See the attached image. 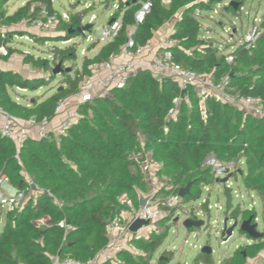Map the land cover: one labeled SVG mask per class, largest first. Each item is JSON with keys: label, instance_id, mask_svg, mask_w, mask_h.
<instances>
[{"label": "trees", "instance_id": "16d2710c", "mask_svg": "<svg viewBox=\"0 0 264 264\" xmlns=\"http://www.w3.org/2000/svg\"><path fill=\"white\" fill-rule=\"evenodd\" d=\"M7 1L0 0V22L7 26L22 19L29 21L32 3L47 6L60 19L50 0H30L10 15L3 8ZM143 1L146 0L118 2V9L109 18V21L121 19L118 36L110 43L99 45L92 57H84L81 70L73 77L70 71L61 68L62 89L58 91L56 87L42 101L35 98L30 105L19 103L9 90L35 92L45 82H29L17 73L0 70V107L21 120L53 119L58 102L78 91L83 78L91 74V67L109 61L119 52L126 40V28L133 25V15ZM233 2L237 3L236 10L232 5L223 9L238 17L243 3ZM219 3L222 0H172L164 7L160 0H152L151 11L137 28L134 41L146 45L154 32L180 10L181 18L170 36L175 42L170 48L173 61L185 70L211 75L214 81L228 77L235 93L259 98L264 105V34L248 50L244 45L237 46L230 53L231 65L226 63V55L218 56L219 50L211 41L200 38L202 27L196 11L210 10V6ZM60 23L67 36L56 41H70L74 38L70 34L77 33L76 17L70 16L68 24L61 20ZM260 28L264 29V15ZM11 36L0 40V45L10 44ZM47 40L41 37L36 42L42 44ZM66 47V50L53 47L52 55H65L68 59L65 62L74 60V49ZM2 59L7 58L0 56ZM26 59L33 67L39 66L33 55L29 54ZM48 61L44 59L40 63L46 68ZM176 99L178 102L174 103ZM77 115L76 123L66 135L27 139L18 151L10 140L0 137V176L6 177L16 191L25 188L26 176L38 189L36 196L30 197L20 209L6 211L0 233V264H51V256L81 262L91 259L106 245L109 223L126 209L120 199L124 197L138 208L140 196L148 193L146 161L158 165L156 176L164 184L158 195L178 193L190 184L189 194L179 206L197 200L201 186L214 185L210 170L202 167L208 156L221 162L243 161L240 177L244 188L264 198V120L245 115L214 98L201 103L193 88L183 91L168 75L158 77L149 71H140L129 78L123 89L112 90L110 97L78 105ZM44 192L49 198L43 196ZM179 206L169 212V218ZM238 213L237 208L232 215ZM241 214L243 220L248 216L246 211ZM164 219L155 225L162 224ZM62 220L70 228L67 232L58 227ZM163 240L164 234L157 232L147 240L132 238L129 245L139 254L132 256L121 249L116 255L118 264H150ZM263 247L264 243L239 247L223 263L244 264V254L254 257ZM164 258L170 261L164 252L158 264H164ZM199 262L210 264V255L197 254L193 264Z\"/></svg>", "mask_w": 264, "mask_h": 264}, {"label": "built area", "instance_id": "2783aa9c", "mask_svg": "<svg viewBox=\"0 0 264 264\" xmlns=\"http://www.w3.org/2000/svg\"><path fill=\"white\" fill-rule=\"evenodd\" d=\"M160 2L162 6L168 7L172 0H160ZM151 8L152 0L139 3V8L133 15V25L126 28V40L119 48V52L113 55L109 61L99 66L91 67V74L83 78V83L78 86V91L74 95L58 102L53 119L37 122L32 118L24 121L14 118L0 107V137L10 140L18 151L21 144L27 139L41 140L48 138L50 135L54 137L66 135L69 128L77 121L78 105L83 103L92 104L96 98L110 97L112 90L123 89L129 78L140 71H149L158 77L168 75L179 83L183 91L187 87L193 88L197 96L201 99V103L207 98H214L221 103L228 104L241 110L245 115L264 120V105L261 100L251 96H240L238 93H235L229 86L228 77H222L218 81H214L211 75L196 74L176 64L173 61V55L170 51V48L175 46V42L170 39L169 36H162L159 38V46L161 47L160 52L150 61L144 62L143 57L146 46L135 43L134 35L137 28L144 23ZM112 9L113 11L118 9L117 3L112 5ZM123 12L124 10L121 12V15H123ZM29 15H31L29 21L22 19L13 26H7L0 22V40L5 41L9 34H12L13 38L18 40L23 39L34 44L39 38L48 36L58 21V14L55 11L49 12L47 6L43 4L32 3L29 6ZM112 15L113 12L110 17ZM259 24L260 20H254L250 29L243 36L240 45H244L245 49L248 50L251 48L264 34V29L260 28ZM121 28V19L110 20L101 28L98 39L104 44L110 43L118 36ZM68 42L69 41L62 42L61 44L66 45ZM9 48L10 44L0 45V56L2 58H11ZM225 55L226 63L231 65L233 63V57L230 53ZM177 102V99L174 100V103ZM54 121L55 123L53 124ZM202 167L210 170L214 185H217L215 183L217 179L228 177L226 183L217 186L219 188H230L229 182L231 180L241 178L240 172H243L244 164L243 161L221 162L214 156H208L203 161ZM157 168L158 165L155 162H145L144 170L145 173L150 174V178H152ZM25 181L26 186L24 189L15 191L13 195H8L3 189L4 184H7L8 181L6 177L0 176V212L3 210L11 211L20 209L25 204L26 197L32 192L33 186L29 179ZM157 191L158 190L153 193L152 197H155L154 194L157 193ZM249 193H254L259 196L255 192ZM152 197L144 198L146 199L145 205L143 207L139 205L138 208H135L130 202L126 201L125 212L128 214V218H124L120 213L119 216H116L109 223L106 230V245L88 261L81 262L69 257L60 259L58 256H51V264H118L116 258L118 251L124 249V245L130 242L132 238L147 240L153 231H155V224L168 217L169 212L174 208H178L177 205L179 206V202L181 201L178 193H170L162 199ZM259 197L263 205L264 215V198L261 196ZM202 204H206L204 209L207 211L204 210L201 214V212H197L192 208L191 211L189 210V212L185 213L183 219L200 220V217H202V215L204 216L205 212L209 211L207 201ZM202 204L199 208H202ZM182 207L183 206H179V208ZM237 208V206H233L232 211L227 215L229 225H231L233 221H236L238 224L243 221L241 213L245 210H239L238 215H232ZM217 210L220 209L217 208ZM179 212L180 210H176L172 217H178ZM246 214L248 215L246 220L249 216H253L250 210H246ZM136 221H142L145 222V224L132 233L130 231V226ZM255 222L256 219L253 216L250 224L255 225V231L257 232V225ZM40 223H43V221ZM58 227L65 232L70 229L64 220L58 223ZM259 234H262L263 237L257 240H252L250 238L251 244L247 246L264 243V228ZM229 239L230 238L224 241L221 237L220 244L226 243ZM225 259L221 260L218 264H224L223 262ZM249 261L253 264H264V247L254 257H247V262ZM197 264L208 263L199 262Z\"/></svg>", "mask_w": 264, "mask_h": 264}, {"label": "rangeland", "instance_id": "374dc122", "mask_svg": "<svg viewBox=\"0 0 264 264\" xmlns=\"http://www.w3.org/2000/svg\"><path fill=\"white\" fill-rule=\"evenodd\" d=\"M30 0H8L3 8L7 13H12ZM126 0H51L52 7L59 12L60 19L54 25L51 33L47 37V43H29L23 39H10L11 58L0 60V70H9L19 74L23 79L31 82L40 80L45 82V86L38 88L37 91L23 90L19 88L10 89V95L19 103L30 105V101L35 98L40 101L53 94L55 88L62 87L63 77L61 74L53 75V69L60 64V68L69 69L70 76L73 77L77 70H81L84 57H92L98 50V46L102 43L98 37L101 28L109 20L110 13L113 11L112 5ZM229 0H222L218 6H210V10L196 11L197 20L202 27L200 38L211 41L212 46L219 50L218 56L227 54L233 48L240 45L243 36L252 26L254 20L258 21L264 15V0H239L243 3L239 6L240 16H234L230 11L225 12L223 8L227 6ZM213 8V10L211 9ZM70 16L76 17L77 27H85L91 25L89 31L84 34L72 33L70 36L74 38L66 45H62L59 41L67 36V32L62 29L60 20L64 23H70ZM181 18L180 10H178L164 26L163 36H169L176 22ZM76 27V28H77ZM75 28V29H76ZM235 30V33L233 32ZM23 34V33H22ZM172 34V33H171ZM76 35V36H75ZM162 37V36H160ZM159 37V38H160ZM89 38V39H88ZM98 44V45H97ZM96 45L94 48L91 49ZM74 49V60L66 58L65 55L54 54L53 47ZM232 47V49H231ZM33 55V59L39 62V66L33 67L32 64L26 62V56ZM71 51H68V57L71 58ZM65 58L67 59L65 62ZM47 59L48 65L42 66L41 61ZM61 73V72H60ZM83 83V80L79 85ZM244 171V168H243ZM156 183L155 190L162 189L161 183ZM160 182V181H158ZM232 191V206H237L240 211L250 210L255 217L257 232H261L264 228L263 205L259 196L249 193L243 186L241 178L233 179L229 182ZM3 189L8 195L15 193L14 188L8 184H4ZM149 193L146 196L162 199L165 194ZM29 195L26 197V202ZM207 201L209 211L200 217L203 223L201 230L198 232H188L183 226V217L185 213L195 209L197 212L204 211L202 203ZM25 202V203H26ZM224 203L222 188L217 185H206L200 187V196L197 200H193L179 208V216L164 219L162 224L155 225V231L164 234V240L161 246L154 252L150 264H158V260L162 253L170 258V261L163 259L164 264H192L195 256L199 253L202 246L210 247L212 254L210 256V264H218L221 260L231 256L238 247L251 244V239L240 232L238 228L233 230L230 239L221 243V228L223 226ZM202 204V208H199ZM178 206V205H177ZM199 208V209H198ZM219 208L220 210H217ZM207 211V210H205ZM6 211L0 212V233L5 221ZM178 218V219H177ZM177 220V221H176ZM124 249L135 256L139 252L132 245L125 244ZM248 264H253L251 261Z\"/></svg>", "mask_w": 264, "mask_h": 264}, {"label": "water", "instance_id": "95a60500", "mask_svg": "<svg viewBox=\"0 0 264 264\" xmlns=\"http://www.w3.org/2000/svg\"><path fill=\"white\" fill-rule=\"evenodd\" d=\"M209 1L211 2V1H216V0H209ZM230 5H232L234 10L237 9V4L235 2H231ZM90 27H91V25H87L85 27H77L75 29V31L81 35V34H84V32L89 31ZM69 32H71V31L69 30ZM233 32L235 33V30ZM65 71H69V69H66ZM60 72H62V69L60 68V64H57V66L53 69V75L56 76V75L60 74ZM61 89H62V87H59L58 91H60ZM227 180H228V177H225L223 179H217L215 183L217 185H223L224 183H226ZM189 189H190V184L186 185L184 188L179 190L178 196L180 197V199H183L186 195L189 194ZM32 190L37 191V188L33 185ZM222 193H223V198L225 200V203H224L225 218L223 221V226L221 228L220 236L223 238V240L225 241L228 238H230L232 236L233 230L235 228H238V230L240 232L244 233L245 235H247L252 240H257V239L262 238L263 235L259 234L258 232L255 231V225L250 224V222L253 219V216H249L247 220L246 219L243 220L240 224H238L236 221H233V223L231 225L228 224V216L227 215L230 213V211H232V208H233L231 190H230V188L223 187ZM43 196L45 198H49V195L46 192L43 193ZM145 202H146V199L140 198V206L141 207H143L145 205ZM143 224H145V222H142V221L134 222L130 226V231L132 233H134ZM182 226L186 230L200 229L203 227V223L200 220L185 219L182 222ZM199 253L209 256L211 254V249L208 246H203L202 248H200Z\"/></svg>", "mask_w": 264, "mask_h": 264}, {"label": "crops", "instance_id": "0c3cea01", "mask_svg": "<svg viewBox=\"0 0 264 264\" xmlns=\"http://www.w3.org/2000/svg\"><path fill=\"white\" fill-rule=\"evenodd\" d=\"M231 2H233V0H229L228 1V4L227 5H230L231 4ZM220 4V3H219ZM219 4H217V6L219 5ZM237 4V3H236ZM17 10V9H16ZM15 10V11H16ZM14 11V12H15ZM14 12H12V13H14ZM113 12V11H112ZM112 12L110 13V15L112 14ZM11 13V14H12ZM9 15H10V13H8ZM239 16H240V9H239ZM109 18H110V16H109ZM109 21V20H108ZM107 21V22H108ZM260 21H261V19H260ZM253 24V23H252ZM260 25V24H259ZM164 26H161L158 30H156L155 32H154V34H153V37H152V39L145 45L146 46V51H145V54H144V57H143V61L144 62H148V61H150L155 55H157L159 52H160V50H161V47L159 46V37L160 36H163V34L162 33H164ZM173 32H174V30H172V34H173ZM170 33V35H169V37L172 35ZM99 48V47H98ZM231 49H232V47H231ZM235 50V48H233L232 50H230L228 53H231V52H233ZM227 53V54H228ZM25 121V120H24ZM55 123V121L53 122V124ZM17 151V150H16ZM145 165V164H144ZM155 170V169H154ZM153 172V171H152ZM155 173H154V175L152 176V178H150L149 177V175L150 174H148V173H145V170H144V173H145V175H146V180H147V184H148V193L147 194H149V193H154L156 190H155V186H156V183L154 182V181H157V183H161L162 185H164L162 182H161V180H160V178L159 177H157L156 176V172H157V170H155L154 171ZM26 179H29L27 176L25 177V180ZM30 180V179H29ZM158 181H160V182H158ZM8 184V183H7ZM9 185V184H8ZM10 186V185H9ZM11 187V186H10ZM13 188V187H12ZM15 190V189H14ZM16 191V190H15ZM38 193V189H37V191H33L32 190V192L30 193V194H28L29 195V198L30 197H34V196H36V194ZM147 194H145V195H141L140 196V198H147ZM28 198V199H29ZM140 198H139V201H140ZM182 200V199H181ZM120 201L121 202H126V199L124 198V197H122L121 199H120ZM139 205H140V203H139ZM121 214L123 215V217L124 218H128V214L125 212V210L124 211H122L121 212ZM194 230H196V231H194V232H198V230L197 229H194ZM188 231V230H187ZM155 231H153V233H154ZM149 238H150V236H149ZM148 238V239H149ZM126 244H128L129 245V242L128 243H126ZM204 246H207V245H204ZM247 246V245H246ZM203 247V246H202ZM201 247V248H202ZM239 248V247H238ZM237 248V249H238ZM126 250H128V249H126ZM199 254V253H198ZM247 255H243V258H244V260H245V263L244 264H248V262H247ZM192 264H193V261H192Z\"/></svg>", "mask_w": 264, "mask_h": 264}]
</instances>
